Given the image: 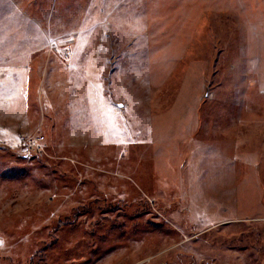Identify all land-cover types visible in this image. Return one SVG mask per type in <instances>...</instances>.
<instances>
[{"label":"rangeland","instance_id":"rangeland-1","mask_svg":"<svg viewBox=\"0 0 264 264\" xmlns=\"http://www.w3.org/2000/svg\"><path fill=\"white\" fill-rule=\"evenodd\" d=\"M0 69V264H264V0H0Z\"/></svg>","mask_w":264,"mask_h":264},{"label":"snow or ice","instance_id":"snow-or-ice-1","mask_svg":"<svg viewBox=\"0 0 264 264\" xmlns=\"http://www.w3.org/2000/svg\"><path fill=\"white\" fill-rule=\"evenodd\" d=\"M122 107L123 105H111L110 101L106 102L103 100V98H101L100 116H94L93 118L99 119L100 124L106 126V132L108 135H127V128L120 126V124L118 123L117 114L115 113V109ZM0 133H2V130H0Z\"/></svg>","mask_w":264,"mask_h":264},{"label":"built area","instance_id":"built-area-1","mask_svg":"<svg viewBox=\"0 0 264 264\" xmlns=\"http://www.w3.org/2000/svg\"><path fill=\"white\" fill-rule=\"evenodd\" d=\"M42 141H43V137L42 136H35L32 137L28 144L27 147H30V149H41V145H42Z\"/></svg>","mask_w":264,"mask_h":264},{"label":"crops","instance_id":"crops-1","mask_svg":"<svg viewBox=\"0 0 264 264\" xmlns=\"http://www.w3.org/2000/svg\"><path fill=\"white\" fill-rule=\"evenodd\" d=\"M5 65H7V62H6V61H5ZM1 71H2V72H1ZM6 71H7V69H5V70H1V69H0L1 76L8 75V73L6 74Z\"/></svg>","mask_w":264,"mask_h":264}]
</instances>
